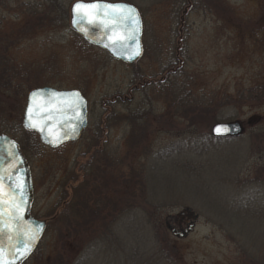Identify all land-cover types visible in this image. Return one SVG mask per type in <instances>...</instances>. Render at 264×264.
Segmentation results:
<instances>
[{
  "label": "rangeland",
  "instance_id": "1",
  "mask_svg": "<svg viewBox=\"0 0 264 264\" xmlns=\"http://www.w3.org/2000/svg\"><path fill=\"white\" fill-rule=\"evenodd\" d=\"M62 1L67 26L21 38L12 54L36 86L83 92L89 128L79 141L57 149L19 128L8 134L31 165L34 214L49 225L26 264L264 260V154L248 149L264 134V0H212L207 11L183 9L182 22L170 0H107L134 4L143 18V56L130 65L76 35L70 11L79 0ZM4 15V34L16 35L10 29L15 10ZM183 98L200 109L181 112L177 102ZM131 110L143 115L142 124L128 122ZM233 122L243 125L241 136L185 147L193 135L204 131L214 138L216 124ZM86 172V193L101 195L105 208L95 221H74L68 202ZM143 199L170 204L162 209L159 236ZM192 226L188 235L175 236ZM126 236L128 254L120 260L117 241Z\"/></svg>",
  "mask_w": 264,
  "mask_h": 264
},
{
  "label": "water",
  "instance_id": "2",
  "mask_svg": "<svg viewBox=\"0 0 264 264\" xmlns=\"http://www.w3.org/2000/svg\"><path fill=\"white\" fill-rule=\"evenodd\" d=\"M77 3L98 4L101 7L74 13ZM103 5H126L135 9L139 18V31H134L137 28L135 24L125 26L127 22L120 19L124 15L122 10L104 8ZM70 14L71 28L75 33L90 45L107 52L114 60L130 65L142 57L144 23L138 7L134 4L105 0L77 1L72 5ZM133 35L134 39L131 38ZM137 51L139 55L136 54ZM29 107L32 108L31 122L28 118ZM30 123L34 126L30 127ZM88 126V100L80 91L43 87L29 93L23 127L37 133L44 145L56 149L67 143L77 142ZM243 132V125L233 122L216 124L211 134L216 139H228L237 138ZM0 176L3 177L4 193L3 200L0 201V215L3 216L0 223V246L4 250L3 259L5 264H24L39 245L46 222L36 220L31 215L34 188L30 166L22 154L20 145L4 134H0ZM21 187L26 189L23 205L20 204ZM14 204L18 207H14ZM37 229L38 235L33 240L32 236L36 234ZM192 229L193 227L185 234L175 236L184 237ZM26 243V258L20 259L17 249H24Z\"/></svg>",
  "mask_w": 264,
  "mask_h": 264
},
{
  "label": "trees",
  "instance_id": "3",
  "mask_svg": "<svg viewBox=\"0 0 264 264\" xmlns=\"http://www.w3.org/2000/svg\"><path fill=\"white\" fill-rule=\"evenodd\" d=\"M170 1H172L173 3V11L176 14V17H180L178 19L180 22H182V20L184 19H181L183 9L189 7L192 12L195 10L207 11V9H210V3L212 0ZM13 9L15 10V15L13 16L15 18V23L10 29L11 31L14 29L16 35L10 32L9 35H5L4 32L8 31H5V22H7V19L4 14L6 13V11H10ZM68 18V6L62 0H35L29 3H23L21 5H12L9 0H0V134L8 135L11 133V129L17 128L22 131L25 130L22 126V122L27 96L30 91L38 87L33 83V81L31 82L29 80V70H24L26 67L20 66L18 61L14 58L12 54L13 47L21 38L33 36L44 30H52L61 26H67ZM169 84L172 89H179L178 83L171 82ZM183 95L185 96V94L182 92L180 96ZM176 100L177 98H175V102ZM177 103L181 108V112L200 109V107H193V105L190 104H187L186 106L185 98H183L181 101H178ZM173 106L177 107V104H174ZM202 112L204 111H200L197 115H202ZM142 116L143 115H140V113L138 114V112L131 110L129 115H127V120L133 125L142 124L140 119V117ZM112 117H110V119H112ZM24 132L28 133L29 135H33L35 138H37V140L39 139V137L35 133H31L26 130ZM200 134L201 133H199L198 135H193L191 139L187 141L188 145H185V147H188L189 149L196 147L197 144L199 142L202 143V141L211 146L219 145L222 142L231 140L214 139L210 134H207L204 131H202L201 135ZM38 141L40 142V140ZM248 149L252 154H264V134L256 135V137L253 138L252 144ZM97 154L103 157L102 153L97 152ZM89 175L90 173L86 172L85 183L78 189H75V195H73L71 201L69 200L68 202L70 207V219H73L74 221H84L86 219L89 221H95V219H97V216L101 215V212H103V208H105H102L101 195H88V193H86L88 192L87 187L89 185ZM142 202L144 204L146 203L145 208L147 214H149L147 220L150 221L153 229L159 236V231L161 229L165 230V221L163 217L164 215H162V209L166 208L170 204H149L147 199H143ZM91 203L95 205V208L97 207L96 211L95 208L90 206ZM160 213L161 215H156ZM104 238L111 240L110 234L107 231L104 234ZM126 238L127 236L124 238L121 237L117 241V247H119L120 249V251L118 252L120 260L122 257H125L128 254L125 249L126 247L124 246ZM127 240L129 241V239ZM153 244L157 245L155 243ZM245 253L247 255V252ZM126 260H129V258ZM245 261L246 264H264V260L260 258L257 259L256 257L251 256H248ZM74 262L75 261H73V263ZM48 264L52 263L49 262ZM58 264L66 263L60 262Z\"/></svg>",
  "mask_w": 264,
  "mask_h": 264
},
{
  "label": "snow or ice",
  "instance_id": "4",
  "mask_svg": "<svg viewBox=\"0 0 264 264\" xmlns=\"http://www.w3.org/2000/svg\"><path fill=\"white\" fill-rule=\"evenodd\" d=\"M101 7L100 5L98 4H85V3H77L75 6H74V13L75 12H78L80 10H89V9H97ZM104 8H113V9H119V10H122L124 12V15L120 18L122 19L123 21H126V27L129 25V24H135L137 25V28L134 30V31H139V18H138V15L136 14L135 12V9L133 8H130L126 5H103ZM81 19L83 17H80ZM76 22V20L74 19V23ZM132 39L135 38V36L133 35L131 37ZM137 55H139V51H137L136 53ZM78 95V94H76ZM28 118H29V121L31 122L32 121V108L29 107L28 109ZM29 126H34L33 124H29ZM25 188L21 187L20 188V196H21V201H20V204L23 205L24 201H23V196H24V192H25ZM13 195H15V193H13ZM3 197H4V193H3V177L0 176V201L3 200ZM14 207H18L14 204ZM0 211H2V209H0ZM3 221V216L0 215V223H2ZM38 232H39V229H37V232L36 234H34L32 236V239L34 240L36 238V235H38ZM19 252H20V259H24L26 258V255H27V251H28V246H27V243L25 244V248L24 249H17ZM3 247L0 246V264H5L4 262V259H3ZM16 257L14 256L13 259H15ZM9 264H11V262H9Z\"/></svg>",
  "mask_w": 264,
  "mask_h": 264
},
{
  "label": "flooded vegetation",
  "instance_id": "5",
  "mask_svg": "<svg viewBox=\"0 0 264 264\" xmlns=\"http://www.w3.org/2000/svg\"><path fill=\"white\" fill-rule=\"evenodd\" d=\"M21 151H22V154H23V156L25 157V155H24V153H23V150L21 149ZM25 159L27 160V158L25 157ZM27 162H28V164H29V166H30V168H31V165H30V163H29V161L27 160ZM31 173H32V169H31ZM32 179H33V188H34V202H33V205H32V209H31V215H32V217L34 218V219H36V220H39V218L38 217H36L35 216V214H34V204H35V183H34V177H33V173H32ZM40 221V220H39ZM45 221V220H44ZM47 226V227H46ZM46 226H45V228L47 229L48 228V222L46 223Z\"/></svg>",
  "mask_w": 264,
  "mask_h": 264
}]
</instances>
